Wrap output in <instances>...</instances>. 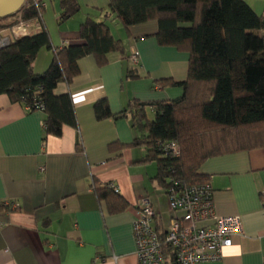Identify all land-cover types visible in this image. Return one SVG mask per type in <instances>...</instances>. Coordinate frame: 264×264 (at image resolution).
<instances>
[{"label":"crops","instance_id":"obj_1","mask_svg":"<svg viewBox=\"0 0 264 264\" xmlns=\"http://www.w3.org/2000/svg\"><path fill=\"white\" fill-rule=\"evenodd\" d=\"M78 1L80 10L60 21V0H26L41 4V21L5 28L0 35L11 42L44 25L51 45L39 50L34 70L45 72L57 50L81 42L80 26L88 16L96 21L105 18L109 0ZM246 1L264 18V0ZM108 24L125 52L109 53L105 66L92 55L81 58L80 74L70 85L61 82L55 88L56 94L71 93L78 128L64 125L61 136L44 138L45 113L29 111L0 94V264H138L133 222L145 197L159 216L157 228L168 225L163 215L168 212L170 219L171 212L166 190L156 179L158 163L143 161L148 154L144 145H131L141 135L132 115L99 118L94 103L106 98L116 114L132 100L178 98L183 87L157 81H184L189 54L159 44L157 20L127 28L113 15ZM132 48L140 52L137 65L129 59ZM131 71L136 77H128ZM148 112L154 118L152 107ZM199 172L213 188L215 211L239 215L243 221V233L233 236V245L223 249V256L201 264H264V148L211 157ZM95 180L116 184L127 208L111 212L95 193Z\"/></svg>","mask_w":264,"mask_h":264},{"label":"trees","instance_id":"obj_2","mask_svg":"<svg viewBox=\"0 0 264 264\" xmlns=\"http://www.w3.org/2000/svg\"><path fill=\"white\" fill-rule=\"evenodd\" d=\"M60 5V21L81 8L78 0H60ZM41 13L42 7L29 2L8 16L20 20L0 23V31L41 21ZM113 15L127 28L157 20L159 44L189 54L184 81H157L162 86L183 87L178 98L149 103L132 100L116 114L106 98L94 103L99 118L132 115L141 135L131 145H144L148 154L143 161L158 163L156 179L166 193L172 184L170 178L187 184L208 182L199 169L211 157L264 148V18L246 0H109L104 20L88 16L80 26L81 42L57 50L42 73L35 72L34 62L39 50L51 45L44 25L37 33L0 47V94L25 106L37 97L46 115L44 138L61 136L64 125L78 128L71 93L56 94L55 88L61 82L70 85L80 74L79 60L92 55L105 66L109 53L125 52L123 42L112 35L108 24ZM130 73L129 78L136 77ZM148 107L155 111L152 119L148 118ZM31 111L39 109L33 106ZM168 140L179 141L180 157L164 156L159 143ZM93 188L111 212L127 208V200L109 183L95 180ZM163 251L166 264H174V249L164 244Z\"/></svg>","mask_w":264,"mask_h":264},{"label":"built area","instance_id":"obj_3","mask_svg":"<svg viewBox=\"0 0 264 264\" xmlns=\"http://www.w3.org/2000/svg\"><path fill=\"white\" fill-rule=\"evenodd\" d=\"M35 5L41 8L39 2ZM9 43L8 38L0 35V47ZM139 57V50L132 48L130 61L137 65ZM32 100L31 104H26L27 110L31 111L33 106L39 111L44 109L37 97ZM159 145L166 157L177 158L182 153L178 140L160 142ZM169 181L172 183L167 189L171 217L164 229L159 230L155 225L157 212L148 197L137 207L133 231L138 264H166L164 244L174 249V264H201L220 259L223 249L233 245V236L243 233L241 216L220 215L215 211L213 188L209 182L187 184L173 178ZM109 186L120 191L114 183Z\"/></svg>","mask_w":264,"mask_h":264},{"label":"water","instance_id":"obj_4","mask_svg":"<svg viewBox=\"0 0 264 264\" xmlns=\"http://www.w3.org/2000/svg\"><path fill=\"white\" fill-rule=\"evenodd\" d=\"M25 4L26 0H0V18L19 12Z\"/></svg>","mask_w":264,"mask_h":264},{"label":"rangeland","instance_id":"obj_5","mask_svg":"<svg viewBox=\"0 0 264 264\" xmlns=\"http://www.w3.org/2000/svg\"><path fill=\"white\" fill-rule=\"evenodd\" d=\"M149 114L151 115V113L148 112V118L151 119V118L149 117ZM164 195H165V197L167 198V195H166V194H164ZM168 208H169V207H168ZM169 212H170V210H169ZM163 217H164L165 222H168V221H169V213H168V212L164 213ZM168 223H169V222H168Z\"/></svg>","mask_w":264,"mask_h":264}]
</instances>
